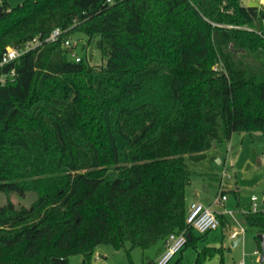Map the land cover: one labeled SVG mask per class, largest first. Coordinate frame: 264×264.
<instances>
[{
    "label": "trees",
    "instance_id": "1",
    "mask_svg": "<svg viewBox=\"0 0 264 264\" xmlns=\"http://www.w3.org/2000/svg\"><path fill=\"white\" fill-rule=\"evenodd\" d=\"M1 9L0 61L8 44L41 45L0 69L15 72L0 87V193L37 195L30 207L0 208V264H92L102 245L129 253L165 242L187 228V158L204 160L236 132H264V6L5 0ZM56 29L60 40L47 42ZM69 36L94 43L104 65L71 58ZM246 223L264 234V212Z\"/></svg>",
    "mask_w": 264,
    "mask_h": 264
},
{
    "label": "rangeland",
    "instance_id": "2",
    "mask_svg": "<svg viewBox=\"0 0 264 264\" xmlns=\"http://www.w3.org/2000/svg\"><path fill=\"white\" fill-rule=\"evenodd\" d=\"M11 6L16 7L26 0H8ZM247 5L264 6V0H244ZM72 52L77 57L83 58L93 68L104 65V60L95 44H88L84 36H69ZM11 44L6 45L13 48ZM70 57L72 58L71 54ZM219 161L222 164H219ZM191 172V185L186 190V202L189 206L198 201L210 207L220 219V228L209 233L206 237L193 231V235L202 241V244L217 249L212 255H205V247L199 251L193 246H186L177 254L169 264L180 260L183 264H197L198 257L203 253V264H255L254 252L258 250V235L255 228L246 223V214L252 211V198H257V207L264 211V132H236L229 142L218 143L200 162L186 160ZM230 178H224V176ZM238 188V192L236 191ZM225 192L227 200L225 207L215 204L216 199ZM37 200L34 192L21 196L17 192L0 193V208L8 202L16 206L30 207ZM239 204V205H238ZM229 212L226 217H221V212ZM241 232L240 238L244 241L237 248L231 246L230 235ZM215 247V248H214ZM163 248V241L149 249L115 250L112 246L102 245L96 249L92 264H150L156 262L158 254ZM183 255V256H182ZM81 256L70 258V264H82Z\"/></svg>",
    "mask_w": 264,
    "mask_h": 264
},
{
    "label": "built area",
    "instance_id": "3",
    "mask_svg": "<svg viewBox=\"0 0 264 264\" xmlns=\"http://www.w3.org/2000/svg\"><path fill=\"white\" fill-rule=\"evenodd\" d=\"M4 1L5 0H0V9ZM63 34L64 32L62 30L56 29L52 32L47 42H57L60 40ZM40 45V41L38 39H34L32 42H29L23 46L8 48L3 54L2 59L0 61V69H2L4 66L17 62L22 56H24L25 54ZM63 46L64 48H71V42L69 40L65 41ZM71 56L77 62L81 61V58L77 57V54L75 52L71 51ZM14 76V71L9 74L0 73V87L4 86L8 82H13ZM225 177L230 178V176H226L224 174L222 179H224ZM226 200L227 196L225 194H222L216 199V203L221 204ZM256 202L257 198L253 197L252 203L254 204L252 212L258 211ZM186 225L187 228L184 231L172 233L166 238L164 242L166 248L165 252L158 258V260L155 262L156 264H169L173 260V258L177 254L181 253L183 249L187 246L190 241V238L192 237L193 231H196L201 235H207L211 232L217 231L220 228V220L217 214L210 207H207L202 203L195 202L192 203L188 208L186 216ZM237 236L238 233H234L231 238L235 240ZM256 255L258 256L260 263L261 254L256 252Z\"/></svg>",
    "mask_w": 264,
    "mask_h": 264
},
{
    "label": "crops",
    "instance_id": "4",
    "mask_svg": "<svg viewBox=\"0 0 264 264\" xmlns=\"http://www.w3.org/2000/svg\"><path fill=\"white\" fill-rule=\"evenodd\" d=\"M220 162V161H219ZM222 164V162H220V165ZM235 192H238V188H236V191ZM222 194H225V192L224 191H221V194L220 195H222ZM219 195V196H220ZM218 196V197H219ZM258 201V200H257ZM196 202H198V201H196ZM225 202L226 201H224V202H222L221 204H219V203H216V201H215V204H218L220 207H225ZM193 203H195V202H193ZM239 205V204H238ZM258 208V211H262V212H264L263 210H261L259 207H257ZM227 213L229 214V212H221V217H226V215H227ZM249 213V212H248ZM247 213V214H248ZM218 216V215H217ZM218 218H219V216H218ZM220 220V219H219ZM220 225H221V223H220ZM215 232V231H214ZM234 233H238V236H237V238L235 239V240H233L232 238H231V236L234 234ZM208 235V234H207ZM207 235H202V236H204V237H206ZM241 235V232H233V233H231V235L229 236L230 237V240H232V241H234V242H237L238 240H241V243L244 241V239L243 238H240L239 239V236ZM199 238H197V237H195L194 235H193V233H192V237L190 238V241L189 242H192L193 240H195L194 241V244H193V246L199 251V249L201 248V246L202 247H205L206 245L205 244H202V241H199L198 240ZM233 243V242H232ZM241 243L239 244V245H241ZM239 245H238V247H239ZM206 248H211V247H209V246H206ZM215 248V247H214ZM165 243L163 242V248H162V250L159 252V254H158V256L160 257L164 252H165ZM256 252H258L259 254H261V251H260V248H259V244H258V250L257 251H255L254 252V255L256 256V263L255 264H260L259 263V258H258V256L256 255ZM183 256V255H182ZM158 257V258H159ZM158 258H157V260H158ZM156 260V261H157ZM242 264H245V262H243Z\"/></svg>",
    "mask_w": 264,
    "mask_h": 264
},
{
    "label": "water",
    "instance_id": "5",
    "mask_svg": "<svg viewBox=\"0 0 264 264\" xmlns=\"http://www.w3.org/2000/svg\"><path fill=\"white\" fill-rule=\"evenodd\" d=\"M2 13H3V10L0 9V15ZM219 164H220V162H219ZM256 238H257V241H258V244H259V248H260V251H261L260 263H264V234H258ZM240 243H241V240H238L237 242H233L231 244V246L233 248H237Z\"/></svg>",
    "mask_w": 264,
    "mask_h": 264
}]
</instances>
